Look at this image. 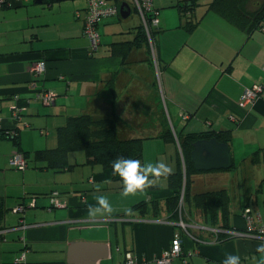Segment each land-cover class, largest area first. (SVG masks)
Wrapping results in <instances>:
<instances>
[{
    "label": "crops",
    "instance_id": "0c3cea01",
    "mask_svg": "<svg viewBox=\"0 0 264 264\" xmlns=\"http://www.w3.org/2000/svg\"><path fill=\"white\" fill-rule=\"evenodd\" d=\"M55 2L42 0L46 8L34 4L36 0H9L0 8V36H4L0 42V128L15 127L11 115L17 99L31 100L23 120L25 113L36 122L43 115L51 116L57 127L69 116L113 111L131 125L132 129L124 128L126 134L146 138L141 164L148 163L147 159L151 163L159 160L170 171L159 176L149 173L151 184L126 194L122 178L114 174L113 167L86 161L91 166L85 169L74 163L71 151L67 156L70 165L58 170L42 168L46 161L32 168L28 164L20 173L24 194L17 201L26 206L16 212L14 204L12 212L5 213L3 224L8 228L0 237V253L8 254H0V264L65 263L68 246L77 241L109 244L108 259L98 264H123L128 252L138 264H156L155 258L170 246L175 233L181 235L184 255L171 264H192L188 257L193 250L218 264L229 253L238 254L240 264H261L264 250L257 246L264 243V238L246 230L245 214L260 213L264 223V91L253 105L239 104L247 88L264 85V30L247 38L243 30L208 10L198 15L201 19L197 27L188 31L180 20L175 26L167 19L170 14L160 11L172 2L156 0L160 19L156 30L162 31V36L171 30H177V34L165 39L164 45L161 38L156 41L158 63L154 64L146 46L112 53V42L134 39L132 28L141 20L131 27L121 24L115 38L100 32L101 45L92 54L83 33V20L76 17L77 10L85 9V0H79L80 4L69 9L61 20ZM133 9L131 13L136 12ZM131 13L123 18L125 24ZM113 19L104 20L102 30ZM40 61L46 70L34 75L32 68ZM39 90L54 94V100L49 104L37 101ZM166 114L168 125L178 134L208 129L230 130L232 134L230 148L235 167L215 175L191 176L190 199L183 198L182 207L179 205L186 229L180 225V218L172 216L167 202L174 194L169 174L179 169L180 154L175 141L158 136L166 127ZM24 124L29 125L25 128L31 126ZM256 152L253 161L251 156ZM226 183L232 185L233 196ZM220 189L230 197L228 219L234 229L220 227L221 212L213 224L193 202L197 193ZM53 191L60 194L59 207H51ZM99 195L108 197L111 211L93 209L90 213L89 205L96 204ZM7 196L0 192L6 207ZM30 198L34 199L33 205L27 203ZM142 200L148 201L147 211H132V206ZM34 207L44 210L27 212ZM20 219L26 227L20 226ZM230 233L238 238L217 241L216 235L225 238ZM121 240L124 258L119 261L118 256L117 261L114 244L119 255L123 251ZM22 252L25 260L16 263L15 258Z\"/></svg>",
    "mask_w": 264,
    "mask_h": 264
},
{
    "label": "trees",
    "instance_id": "16d2710c",
    "mask_svg": "<svg viewBox=\"0 0 264 264\" xmlns=\"http://www.w3.org/2000/svg\"><path fill=\"white\" fill-rule=\"evenodd\" d=\"M44 1V0H43ZM184 1L186 2L184 4ZM3 5L2 7L6 6ZM177 7L181 26L188 31L194 30L201 17H197L195 8L197 0H183L178 1L175 5ZM0 7V8H2ZM134 10V9H133ZM208 10H212L222 16L224 19L232 23L234 26L243 30L247 38H250L255 31L264 30V0H210L208 3ZM185 18V21L182 19ZM135 33L134 39L125 42H112V53L117 51H128L132 47L146 46L150 53V43L148 34L144 26L140 23L138 26L132 28ZM159 30L152 28L150 30L151 37L155 42L156 33ZM115 48H119L115 50ZM154 62V61H153ZM155 64V62H154ZM164 112V109H163ZM166 127L160 132L158 136L166 141H175L179 148L180 165L179 169L172 174H169L170 186L174 194L167 199L171 209L173 210V217L179 220L180 209L179 200L184 186V201L189 200L190 185L192 182V174L200 171L195 169L191 160V152L193 144L197 140L216 138L219 142L226 143L230 146L232 134L230 130H215L208 129L198 132H187L178 134L173 127L168 125L167 116H165ZM14 123V122H13ZM132 129L130 124H126L122 118H119L113 111H108L101 115L93 112H85L75 116H69L65 124L60 125L56 129L57 146L49 149H36L27 151L22 148L21 142V127L15 123L12 128H0V134L4 139H10L15 146L16 152L22 153L26 159L32 158L36 161H46L47 164L42 168H52L58 170L69 166L68 154L70 151L82 150L86 153L87 162L97 163L104 168H111L112 161L117 157L133 158L141 160L143 157V142L145 137L132 136L126 134L123 130ZM258 156V152L251 156L254 161ZM235 167L233 164L231 168ZM2 200L0 206V229H4L5 213L8 208ZM193 202L202 209L203 213L208 216L212 223H217L218 213L221 212L220 227L226 229H234L229 222L228 205L230 197L225 189L210 190L197 193L193 195ZM26 206L24 202H18L15 206ZM157 205V204H156ZM148 209V201L142 200L135 203L131 210L141 211L145 213ZM183 217V214H182ZM246 224V221H245ZM246 228V226H245ZM181 236V235H180ZM217 241L224 242L238 235L230 233V236L222 234L216 235ZM227 237V238H226ZM183 254V248H182ZM180 257H183V255ZM186 264H190L187 262Z\"/></svg>",
    "mask_w": 264,
    "mask_h": 264
},
{
    "label": "rangeland",
    "instance_id": "374dc122",
    "mask_svg": "<svg viewBox=\"0 0 264 264\" xmlns=\"http://www.w3.org/2000/svg\"><path fill=\"white\" fill-rule=\"evenodd\" d=\"M178 1H180V0H167V4L172 2L173 5H175ZM181 1L183 3V0H181ZM209 1L210 0H197V6L195 8V13H196L197 17H198V15L202 16L206 11H208ZM122 2H126L131 7H134L133 3H132L133 0H121V2L118 3L119 6H121ZM185 3L186 2L184 1V4ZM34 4H36L39 7L48 8V5L45 3H42V2L41 3H34ZM55 4L58 5L56 7V11L58 13L57 17H58V19L61 20V19L65 18L67 11L69 9H71V10L74 9L75 5H79L80 3H79V0H62V1H56ZM173 5L171 4L170 6H164L163 8L161 7L160 11L162 12V14L166 13V15H168V13H169L170 17L167 18L169 20V22L173 23L175 26H178V22H179V20L181 21V19H180V15H179L177 7H175ZM162 17L163 16L161 15L160 18H162ZM132 20H133V22H132ZM182 21H185V18H183ZM124 22H125V20L123 19V16L119 13V15L115 16L114 19L112 20V22L109 25H107V27L106 26L103 27V30H102V24H101L100 32L101 33L103 32V34H107L110 37L115 38V37H117V33L115 30L121 29V24L123 27L124 26L125 27H129V26L131 27V26L138 24L140 22V18H139L138 13L135 11H132L129 21H126L128 24H125ZM134 22H135V24H134ZM161 32L162 31L159 30V32L156 33L155 42L161 38L163 45L166 42L165 39H170L172 36L177 34V30L167 31L163 36H162ZM3 40H4V36H0V42ZM150 55H151V49H150ZM37 101H39V100H37ZM160 102L162 104L161 99H160ZM40 103L42 104V102H40ZM100 113L102 115V111ZM0 114H1V112H0ZM166 116H167V114H166ZM52 118L53 117H51V116L46 117L43 115L39 119H36L37 120V122H36V121H34V119H35L34 117L28 116V114L25 113V117H24L23 122L18 123L21 127V140H22L21 142H22V148L24 150L32 151V150H36V149H49V148H54L57 146V142H58L57 140L58 139H57L56 129H57L58 124ZM24 122L29 123L31 125L30 128H25L26 126H29V125H25ZM15 152H16V149H15V146L13 145L12 141L10 139H1V137H0V192L5 193V195H8L7 196V199H8L7 214L12 212L11 207H13L14 204L16 205L18 198L20 199L24 194V192H23L24 187H23L21 177H20V173H22L23 171L19 170L15 166H13L9 160L10 156L12 157L15 154ZM71 152H72V156L74 157V160H75L74 163L83 165L85 169L87 168V166H91L88 163H86L87 156H86V153L84 151L77 150V151H71ZM151 154H153V153H151ZM26 160H27V166L29 164L30 168H32L33 166L38 165V164H43V161H36V160H33L32 158H30L29 160L28 159H26ZM147 161L149 162L150 160L147 159ZM229 170L203 171V172H200L197 174H198V176H209V175H215L217 173L219 174L220 172H228ZM230 173L234 174V171L231 170ZM227 181H229V180H227ZM227 184L228 183H226V185ZM228 187L230 188L229 192L233 196V194L231 192L232 191V185L228 184ZM235 187H236V194H237L238 184H235ZM201 189H205V188H201ZM182 194L184 196V188L182 189L181 196H182ZM59 195L60 194L58 192V196ZM33 200L34 199L30 198L29 202H27V203L32 205ZM26 210H28L27 212L36 213V211L40 212L44 209H40L39 207L38 208L34 207L32 209H26ZM49 210H51V209H49ZM48 212H50V211H48ZM20 215H23V214H20ZM4 228H8V227L5 226ZM239 235H241V233ZM236 238H238V237H234V239H236ZM114 243H115V237H114ZM121 246L123 247V251H122V253H119V255H118L117 254L118 252L116 251V244H114L115 259H117V257L119 256L120 257L119 261L123 260V258H124V245H123L122 240H121ZM0 254H3V256L6 257V255L8 253H0ZM188 258L192 262V264H218L215 260L209 261L207 259V257H205L203 255H199L196 252V250H193L192 255L189 256ZM104 260H106V259H104ZM3 261H7L6 258H4ZM117 261H118V259H117ZM12 262H13V260H12ZM106 263L107 262L105 261L104 264H106ZM123 264H124V262H123Z\"/></svg>",
    "mask_w": 264,
    "mask_h": 264
},
{
    "label": "built area",
    "instance_id": "2783aa9c",
    "mask_svg": "<svg viewBox=\"0 0 264 264\" xmlns=\"http://www.w3.org/2000/svg\"><path fill=\"white\" fill-rule=\"evenodd\" d=\"M156 0H133V8L138 13L141 23L144 26L146 33L148 34L151 57L154 60L155 64L158 63L157 54H156V43H154L150 30L152 28H157L160 19L159 11L155 7ZM86 7L83 11H76V17L82 18L83 20V33L85 37L89 40L90 53L96 52L101 45V33H100V24L108 19L113 18L120 13V6L116 3L115 0H85ZM9 0H0V7L5 4H8ZM264 70V66L262 68ZM46 70L45 63L40 61L34 64L32 68V73L34 75H39ZM264 91L263 84H254L250 88H247L242 95L240 106L245 107L246 105H253L261 96ZM36 100H40L43 103L49 104L54 100V94L46 90H39ZM17 99L15 104L12 107V121L14 123H20L23 120L24 112L26 111V105H29L30 99L20 100ZM186 118L188 116H185ZM27 125V124H26ZM10 163L18 168L23 170L27 167V160L25 156L20 152H15V154L10 158ZM184 188V186H183ZM183 194L180 197L179 205L183 204ZM51 207H59L62 205L61 200L58 197V192L53 191L50 195ZM33 205V204H32ZM24 206H16V212H22ZM181 214V209H180ZM246 217V230L251 234L264 238V223L262 222L261 214L258 213L257 216H249L245 214ZM180 225L186 229L185 224L183 223V217L180 216ZM20 226L26 227L27 225L24 222V219H20ZM6 229H0V237ZM182 254V239L180 233H175L170 246L165 249L160 256L155 258L156 264H171L174 259L180 257ZM25 260V252L20 256L15 258L16 263H21ZM124 264H138V259L130 252L126 254Z\"/></svg>",
    "mask_w": 264,
    "mask_h": 264
},
{
    "label": "water",
    "instance_id": "95a60500",
    "mask_svg": "<svg viewBox=\"0 0 264 264\" xmlns=\"http://www.w3.org/2000/svg\"><path fill=\"white\" fill-rule=\"evenodd\" d=\"M36 2L41 3L42 0H36ZM130 13V5L128 3H122L120 6V14L123 18L127 17ZM191 160L195 169L198 171L227 170L233 164L230 146L226 143L219 142L216 138L201 139L194 142ZM1 205L2 200L0 197ZM109 252L108 243L77 241L68 246L65 263L47 264H98L99 261L109 257Z\"/></svg>",
    "mask_w": 264,
    "mask_h": 264
},
{
    "label": "clouds",
    "instance_id": "9594fccd",
    "mask_svg": "<svg viewBox=\"0 0 264 264\" xmlns=\"http://www.w3.org/2000/svg\"><path fill=\"white\" fill-rule=\"evenodd\" d=\"M112 167L114 174H119L124 183V192L127 194L129 192H135L137 190H143L149 184H151V179L149 178V173L159 176L161 174H166L170 171V168L163 161H156L155 163L148 162L146 164H141L138 159L117 157L112 161ZM97 201L94 205H89V212L91 213L93 209L99 211L101 209L106 211H111V204L107 196L99 195L95 197ZM259 250H264V243L257 246ZM222 264H240V256L238 254L229 253L223 259ZM264 264V261L261 262Z\"/></svg>",
    "mask_w": 264,
    "mask_h": 264
},
{
    "label": "bare ground",
    "instance_id": "6f19581e",
    "mask_svg": "<svg viewBox=\"0 0 264 264\" xmlns=\"http://www.w3.org/2000/svg\"><path fill=\"white\" fill-rule=\"evenodd\" d=\"M38 63V62H37Z\"/></svg>",
    "mask_w": 264,
    "mask_h": 264
}]
</instances>
